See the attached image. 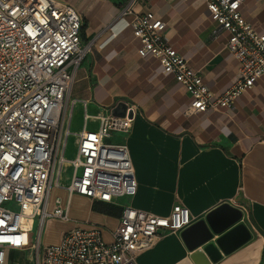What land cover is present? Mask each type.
I'll return each instance as SVG.
<instances>
[{"label":"built area","instance_id":"obj_1","mask_svg":"<svg viewBox=\"0 0 264 264\" xmlns=\"http://www.w3.org/2000/svg\"><path fill=\"white\" fill-rule=\"evenodd\" d=\"M136 1L127 0L119 17L131 16L126 24L139 40L138 53L157 57L191 94L187 114L232 107L264 74V28L258 30L242 14L243 0H205L217 31L229 32L226 46L239 61L237 80L215 97L201 69L170 41L166 21L152 11L137 12ZM82 27L80 13L61 0H0V264H7L9 249H32L35 264H138L139 252L194 220L182 203L168 215L125 205L108 235L89 223L65 231L59 242L41 244L48 218L71 219L60 196L52 208L49 203L53 187L62 186L66 163L72 167L70 194L112 202L138 188L129 146L109 141L115 132H130L135 105L127 102L123 115L93 114L89 100L71 94L76 71L95 41L83 39ZM78 103L83 127L75 154L68 156ZM93 120L97 127L90 126Z\"/></svg>","mask_w":264,"mask_h":264},{"label":"crops","instance_id":"obj_2","mask_svg":"<svg viewBox=\"0 0 264 264\" xmlns=\"http://www.w3.org/2000/svg\"><path fill=\"white\" fill-rule=\"evenodd\" d=\"M61 1L80 13L83 39L95 38L92 51L76 71L72 96L89 100L93 114L112 111L119 102L135 105L130 132H115L109 141L129 146L138 188L133 196L112 202L70 194L69 165L71 173L61 179V187H53L52 192L58 193L49 203L52 208L60 196L71 219L48 218L58 231L46 243L42 233L41 244L59 242L65 231L89 223L101 225L108 235L119 224L125 205L168 215L176 203H182L190 208L192 223L160 236L138 253V264L205 263V255L199 258L202 262L194 257L203 247L193 248L197 238L214 224L221 227L212 238L216 241L240 223L249 237L228 250L219 247L220 257L210 264H264V74L252 89L237 96L232 107L186 115L183 110L191 94L164 71L157 57L138 53L139 40L126 24L131 16L119 17L127 0ZM135 10L152 11L166 21L165 33L179 53L201 69L213 97L235 83L239 61L226 46L229 32L217 31L205 0H137ZM241 11L258 30L264 28V0H243ZM77 108L82 118L81 103ZM97 125L91 121V127ZM225 203L241 212L230 225L227 219L237 211L215 212ZM22 252H29L35 264L32 249H9L7 257Z\"/></svg>","mask_w":264,"mask_h":264},{"label":"water","instance_id":"obj_3","mask_svg":"<svg viewBox=\"0 0 264 264\" xmlns=\"http://www.w3.org/2000/svg\"><path fill=\"white\" fill-rule=\"evenodd\" d=\"M126 103L124 102H119L115 107L112 108V113L113 114H117V115H123L125 114L126 111ZM226 208H230L233 211H237V214H233L232 218L229 217L227 220V224L230 225L232 224L234 221L238 220L241 216V212L239 209L237 208H232L229 204L225 203L223 205H221L217 211H215L216 213L220 212V211H224L226 210ZM215 212H212L211 214H214ZM236 213V212H233ZM211 214L208 215V217H211ZM236 215V216H235ZM228 217V216H227ZM226 226V225H223ZM211 229H206L198 238V242L196 243L194 247L203 244V247L201 249H197L195 251L194 257L197 258L200 261V256L201 255H205V257L208 259L207 262L202 264H210L211 260H216L220 257L221 255V250H228L229 248H231L232 246L238 244L239 242H241L242 240L246 239L247 237H249V232L246 228V226L242 223L236 225L233 229H231L229 232L225 233L224 235H222L221 237H218V239H216V241L212 240L213 236L215 233H218L221 231V227L218 225H211ZM220 247V248H219Z\"/></svg>","mask_w":264,"mask_h":264},{"label":"rangeland","instance_id":"obj_4","mask_svg":"<svg viewBox=\"0 0 264 264\" xmlns=\"http://www.w3.org/2000/svg\"><path fill=\"white\" fill-rule=\"evenodd\" d=\"M109 111L110 110H107V112ZM183 113L189 115L186 113V107L184 108ZM81 127H82L81 114L78 112V108H76L75 116L73 120V126H72L74 134L71 135V138L69 140L68 152H67L68 156H73L75 153L76 136L79 130L81 129ZM70 173H71V169L69 168V163H66L63 168V176H62L63 181L66 180L67 175ZM54 193L57 194L58 193L57 190L51 192V197ZM14 206L17 207L16 205ZM57 231H58V226L56 224H50L49 221L46 220L43 229V237H42L43 243H46V241H48L49 239L54 238ZM15 261H18L20 264H32V260L29 252L15 253L9 255L7 264H14Z\"/></svg>","mask_w":264,"mask_h":264},{"label":"bare ground","instance_id":"obj_5","mask_svg":"<svg viewBox=\"0 0 264 264\" xmlns=\"http://www.w3.org/2000/svg\"><path fill=\"white\" fill-rule=\"evenodd\" d=\"M31 210V206L29 204H25V212L29 213Z\"/></svg>","mask_w":264,"mask_h":264}]
</instances>
